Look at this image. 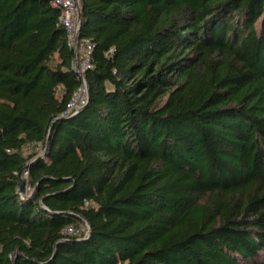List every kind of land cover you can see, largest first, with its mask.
Returning a JSON list of instances; mask_svg holds the SVG:
<instances>
[{"label":"trees","instance_id":"trees-1","mask_svg":"<svg viewBox=\"0 0 264 264\" xmlns=\"http://www.w3.org/2000/svg\"><path fill=\"white\" fill-rule=\"evenodd\" d=\"M53 1L0 0V264H264V0H78L68 114Z\"/></svg>","mask_w":264,"mask_h":264},{"label":"built area","instance_id":"built-area-1","mask_svg":"<svg viewBox=\"0 0 264 264\" xmlns=\"http://www.w3.org/2000/svg\"><path fill=\"white\" fill-rule=\"evenodd\" d=\"M59 11V21L66 33L67 46L72 49L73 55L70 60L71 69L77 74L81 80L78 89L73 93L72 99L68 102L65 114L78 111L85 105L87 101L88 85L84 78L85 72L91 67V53L93 47L88 39L79 37L78 31V0H54L52 2ZM41 146L36 144L34 150L41 152ZM32 148L27 147L26 152L31 151ZM22 178L25 181L24 193L30 194L31 187L28 181V172L24 171ZM87 204V202H85ZM63 233L67 236L73 235L76 237L86 236L88 233L87 223H82L77 226H67L63 229Z\"/></svg>","mask_w":264,"mask_h":264},{"label":"water","instance_id":"water-1","mask_svg":"<svg viewBox=\"0 0 264 264\" xmlns=\"http://www.w3.org/2000/svg\"><path fill=\"white\" fill-rule=\"evenodd\" d=\"M78 14V21L80 20V14L79 13H77ZM23 172L24 171H21L20 173H19V182H20V185H19V188H18V193L20 194V195H23V193H24V186H25V181L23 180V178H22V174H23Z\"/></svg>","mask_w":264,"mask_h":264},{"label":"rangeland","instance_id":"rangeland-1","mask_svg":"<svg viewBox=\"0 0 264 264\" xmlns=\"http://www.w3.org/2000/svg\"><path fill=\"white\" fill-rule=\"evenodd\" d=\"M30 152V151H29ZM32 152H34V151H32ZM26 153H28V152H26Z\"/></svg>","mask_w":264,"mask_h":264}]
</instances>
